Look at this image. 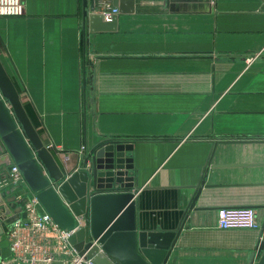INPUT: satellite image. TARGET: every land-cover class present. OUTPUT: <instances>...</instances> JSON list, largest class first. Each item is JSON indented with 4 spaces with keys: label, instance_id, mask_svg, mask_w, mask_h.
<instances>
[{
    "label": "crops",
    "instance_id": "crops-1",
    "mask_svg": "<svg viewBox=\"0 0 264 264\" xmlns=\"http://www.w3.org/2000/svg\"><path fill=\"white\" fill-rule=\"evenodd\" d=\"M121 1L104 31H89L82 0H25L20 15L0 16V62L33 129L67 171L104 140L131 141L136 227L164 239L217 140L212 186L167 264H256L260 229L219 228L217 213L264 214V0ZM18 191L0 188L2 211Z\"/></svg>",
    "mask_w": 264,
    "mask_h": 264
},
{
    "label": "water",
    "instance_id": "water-1",
    "mask_svg": "<svg viewBox=\"0 0 264 264\" xmlns=\"http://www.w3.org/2000/svg\"><path fill=\"white\" fill-rule=\"evenodd\" d=\"M112 3L119 6L120 12L126 10L121 0ZM98 5L96 0H90L89 5L87 0H82V15L88 22L89 31L115 29L117 16L110 22L103 21ZM5 101L12 106L16 120ZM0 140L7 151L0 155V164H5L8 169L12 163L18 166L28 189L59 227L76 229L82 217L84 227L71 234L68 241L92 264H167L189 212L200 208L196 202L202 190L212 186L206 182L209 169L220 166L212 163L217 140H211L200 178L183 216L173 233L164 239L161 235L138 231L136 227L135 193L130 190L133 177L128 175V170L133 167L132 158L124 154L132 146L131 141L104 140L84 154L81 167L67 171L58 166L33 129L1 62ZM113 183L119 188H113ZM21 192L19 190L17 194ZM14 197L8 199L3 211L0 209V258L9 254L6 233L10 223L25 216L16 206ZM2 203L0 194V205ZM259 229L261 239L258 244L262 254L256 264H264V214Z\"/></svg>",
    "mask_w": 264,
    "mask_h": 264
},
{
    "label": "built area",
    "instance_id": "built-area-1",
    "mask_svg": "<svg viewBox=\"0 0 264 264\" xmlns=\"http://www.w3.org/2000/svg\"><path fill=\"white\" fill-rule=\"evenodd\" d=\"M24 2L25 0H0V16L20 15ZM119 12V6L113 5L112 2L103 0L100 4L99 13L103 21H112ZM5 151L6 149L2 154L7 153ZM5 185L22 191L15 195V200L20 204L25 216H19L10 223L6 233L9 254L0 258V264H52L56 260V253L65 255L62 261L69 264H92L90 259L81 257L68 241L74 229L65 230L52 220L35 194L28 189L18 166L14 163L10 169L0 173V188ZM79 221L84 225L82 217ZM217 226L224 229L259 228L260 222L252 208H223L218 210Z\"/></svg>",
    "mask_w": 264,
    "mask_h": 264
},
{
    "label": "rangeland",
    "instance_id": "rangeland-1",
    "mask_svg": "<svg viewBox=\"0 0 264 264\" xmlns=\"http://www.w3.org/2000/svg\"><path fill=\"white\" fill-rule=\"evenodd\" d=\"M14 85V84H13ZM17 90V89H16ZM17 93H18V97H19V99L21 100V98H20V95H19V92L17 91ZM6 102V105L8 106V108H9V110H10V112L12 113V116L14 117V114H13V112H12V106L9 104V102L8 101H5ZM14 119L16 120V118L14 117ZM20 126V125H19ZM0 144H1V140H0ZM55 256H57V258L58 259H60V261L63 259V257H64V255L63 254H61V253H56L55 254ZM63 256V257H62ZM56 264V263H59L58 261H56V262H53V264Z\"/></svg>",
    "mask_w": 264,
    "mask_h": 264
}]
</instances>
